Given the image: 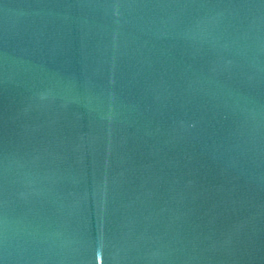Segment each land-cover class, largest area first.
Listing matches in <instances>:
<instances>
[{"label":"water","instance_id":"water-1","mask_svg":"<svg viewBox=\"0 0 264 264\" xmlns=\"http://www.w3.org/2000/svg\"><path fill=\"white\" fill-rule=\"evenodd\" d=\"M8 264H264V0H0Z\"/></svg>","mask_w":264,"mask_h":264}]
</instances>
